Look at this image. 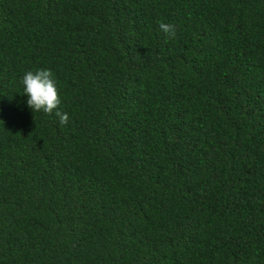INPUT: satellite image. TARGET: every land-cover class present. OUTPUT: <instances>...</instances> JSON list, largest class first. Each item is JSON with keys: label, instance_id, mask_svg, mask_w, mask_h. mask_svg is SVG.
Instances as JSON below:
<instances>
[{"label": "trees", "instance_id": "16d2710c", "mask_svg": "<svg viewBox=\"0 0 264 264\" xmlns=\"http://www.w3.org/2000/svg\"><path fill=\"white\" fill-rule=\"evenodd\" d=\"M0 264H264V0H0Z\"/></svg>", "mask_w": 264, "mask_h": 264}, {"label": "clouds", "instance_id": "9594fccd", "mask_svg": "<svg viewBox=\"0 0 264 264\" xmlns=\"http://www.w3.org/2000/svg\"><path fill=\"white\" fill-rule=\"evenodd\" d=\"M160 30L166 34L167 39H174L177 35V28L173 24L161 23ZM22 84L23 93L28 97L27 105L35 114L38 112L49 115L55 113L61 125L68 123L69 115L59 109L61 97L50 69L27 71L22 78Z\"/></svg>", "mask_w": 264, "mask_h": 264}]
</instances>
